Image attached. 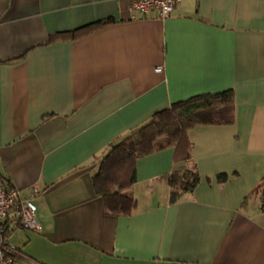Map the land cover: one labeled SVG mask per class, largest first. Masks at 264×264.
I'll return each instance as SVG.
<instances>
[{
	"label": "crops",
	"instance_id": "1",
	"mask_svg": "<svg viewBox=\"0 0 264 264\" xmlns=\"http://www.w3.org/2000/svg\"><path fill=\"white\" fill-rule=\"evenodd\" d=\"M130 2L0 0V179L40 227L8 230L12 264H264V0H181L164 20ZM226 90L233 123L189 130V160L137 159L135 208L107 214L92 177L110 146ZM191 167L198 183L171 203L167 177Z\"/></svg>",
	"mask_w": 264,
	"mask_h": 264
},
{
	"label": "trees",
	"instance_id": "2",
	"mask_svg": "<svg viewBox=\"0 0 264 264\" xmlns=\"http://www.w3.org/2000/svg\"><path fill=\"white\" fill-rule=\"evenodd\" d=\"M111 21L100 20L52 38H78L109 25ZM234 121L233 96L230 90L214 94H201L172 104L157 112L148 123L112 144L99 161L98 170L92 177L96 194L103 199L105 212L112 216L127 217L135 208V199L127 190L135 181L136 160L167 148H174L175 156L189 160L191 144L187 132L199 126L230 125ZM226 174H220L223 182ZM194 167L174 171L167 177L170 187L169 201L191 191L198 183ZM8 231L5 235H7ZM9 255L8 253H6Z\"/></svg>",
	"mask_w": 264,
	"mask_h": 264
},
{
	"label": "built area",
	"instance_id": "3",
	"mask_svg": "<svg viewBox=\"0 0 264 264\" xmlns=\"http://www.w3.org/2000/svg\"><path fill=\"white\" fill-rule=\"evenodd\" d=\"M181 0H131L129 11L146 16L156 11L159 19H167ZM156 72L161 68H155ZM33 192L35 190L33 189ZM10 228H22L39 233L40 227L35 217V206L21 198L20 191L6 186L0 179V263L12 264L11 253L4 243L5 234ZM8 253L9 255H7Z\"/></svg>",
	"mask_w": 264,
	"mask_h": 264
},
{
	"label": "rangeland",
	"instance_id": "4",
	"mask_svg": "<svg viewBox=\"0 0 264 264\" xmlns=\"http://www.w3.org/2000/svg\"><path fill=\"white\" fill-rule=\"evenodd\" d=\"M35 216H36V214H35Z\"/></svg>",
	"mask_w": 264,
	"mask_h": 264
}]
</instances>
